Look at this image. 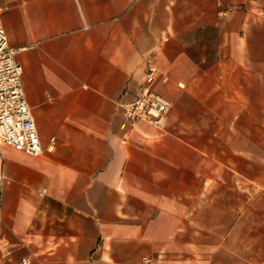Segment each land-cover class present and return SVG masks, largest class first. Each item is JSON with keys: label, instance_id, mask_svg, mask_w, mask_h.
Masks as SVG:
<instances>
[{"label": "crops", "instance_id": "0c3cea01", "mask_svg": "<svg viewBox=\"0 0 264 264\" xmlns=\"http://www.w3.org/2000/svg\"><path fill=\"white\" fill-rule=\"evenodd\" d=\"M0 18L43 149L0 144V264H264V0H0ZM148 65L170 109L122 125Z\"/></svg>", "mask_w": 264, "mask_h": 264}, {"label": "built area", "instance_id": "2783aa9c", "mask_svg": "<svg viewBox=\"0 0 264 264\" xmlns=\"http://www.w3.org/2000/svg\"><path fill=\"white\" fill-rule=\"evenodd\" d=\"M24 48L8 44L0 18V144L38 156L43 149L26 102L21 81L22 67L16 60L17 52ZM157 74L155 66L146 67L137 97L124 108L122 125L140 120L152 125L163 122L171 103L151 88ZM22 263L29 264L26 259Z\"/></svg>", "mask_w": 264, "mask_h": 264}]
</instances>
